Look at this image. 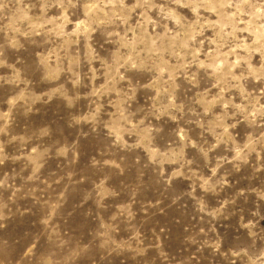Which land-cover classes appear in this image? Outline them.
Returning <instances> with one entry per match:
<instances>
[{
    "label": "rangeland",
    "instance_id": "obj_1",
    "mask_svg": "<svg viewBox=\"0 0 264 264\" xmlns=\"http://www.w3.org/2000/svg\"><path fill=\"white\" fill-rule=\"evenodd\" d=\"M0 264H264V0H0Z\"/></svg>",
    "mask_w": 264,
    "mask_h": 264
}]
</instances>
